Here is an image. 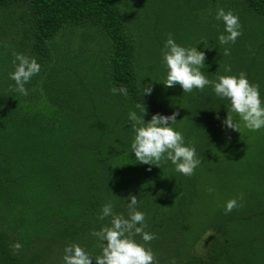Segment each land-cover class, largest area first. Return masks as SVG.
I'll return each instance as SVG.
<instances>
[{"label": "trees", "instance_id": "16d2710c", "mask_svg": "<svg viewBox=\"0 0 264 264\" xmlns=\"http://www.w3.org/2000/svg\"><path fill=\"white\" fill-rule=\"evenodd\" d=\"M219 8L239 17L235 44L218 42ZM169 34L205 53L208 79L244 72L264 101V0H0V264H64L73 243L100 255L91 232L109 224L101 209L111 201L127 217L129 194L159 264H264V128L235 114L240 132L226 128L229 102L210 86L160 83ZM13 53L40 65L26 96L9 77ZM138 103L145 122L179 112L170 126L201 160L192 176L135 159L128 115L142 116ZM232 198L239 206L225 214Z\"/></svg>", "mask_w": 264, "mask_h": 264}, {"label": "clouds", "instance_id": "9594fccd", "mask_svg": "<svg viewBox=\"0 0 264 264\" xmlns=\"http://www.w3.org/2000/svg\"><path fill=\"white\" fill-rule=\"evenodd\" d=\"M215 19L224 25L223 33L218 36L219 44H235L242 35L239 17L232 11L225 12L223 8H219ZM201 42L204 45L207 43L202 40L198 44ZM161 53L162 65L166 68V78L160 83L166 88L179 85L183 93H191L194 89L203 91L205 87L210 86L218 98L229 102L227 117L222 121L226 128L240 132L241 125L234 120L233 114L249 131L256 132L264 128V101L260 97L259 85L251 84L246 73L241 72L238 77L220 75L216 80L208 79L201 71L205 68V53L198 51L196 47L186 48L178 45L172 34L168 35ZM223 55H231L229 47L224 48ZM13 56L14 71L9 73V77L15 82L14 91L26 96L28 91L25 85L40 72V65L35 58H29L21 53H13ZM224 70L231 72V66L225 65ZM111 91L113 95L128 94L125 87H113ZM152 91L151 82L143 85L142 94L151 95ZM136 107L141 109L142 116L137 115L135 111H130L128 115V121L134 132L131 152L135 154V159L141 164L157 167L162 160L170 161L175 166L176 172L184 176H192L201 164V160L197 158L195 147L186 146L182 133L170 126L177 122L179 112H173L168 116L157 113L145 122L146 106L138 103ZM208 191L211 192L213 189ZM127 199L129 200L127 217L114 213L111 201L101 209L98 219L103 221L108 218L109 224L91 232L98 241L101 254L93 256L80 245L69 244L64 248V264H93V262L94 264H159L151 248L145 247L157 237L145 231L147 227L145 214L137 210L139 203L137 196L129 194ZM238 206V198L229 199L224 205L225 214L231 213ZM136 236H140L144 243H138ZM12 247L19 251L22 245L16 243ZM172 264H175V260Z\"/></svg>", "mask_w": 264, "mask_h": 264}]
</instances>
